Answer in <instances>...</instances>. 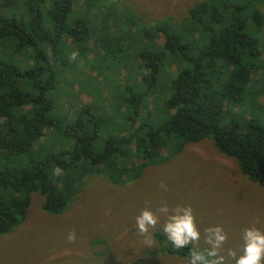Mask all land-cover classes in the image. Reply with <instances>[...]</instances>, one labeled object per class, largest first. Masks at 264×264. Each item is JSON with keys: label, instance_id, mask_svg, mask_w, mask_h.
<instances>
[{"label": "trees", "instance_id": "obj_1", "mask_svg": "<svg viewBox=\"0 0 264 264\" xmlns=\"http://www.w3.org/2000/svg\"><path fill=\"white\" fill-rule=\"evenodd\" d=\"M263 6L196 2L180 26L127 34L123 62V43L84 40L112 30L110 19L141 18L126 0H0V236L23 222L33 193L45 197V211L61 214L87 175L131 183L165 149L207 138L251 180H263L264 121L242 114L264 95ZM98 53L94 68H116L106 73L105 89L81 103L80 77L92 75L88 64ZM70 64L80 74L65 72ZM109 101L132 112L117 132L108 129ZM56 167L62 176L52 175ZM190 249L169 247L185 258Z\"/></svg>", "mask_w": 264, "mask_h": 264}, {"label": "rangeland", "instance_id": "obj_2", "mask_svg": "<svg viewBox=\"0 0 264 264\" xmlns=\"http://www.w3.org/2000/svg\"><path fill=\"white\" fill-rule=\"evenodd\" d=\"M126 1L141 18L110 19L112 30H97L94 36L84 40V43L93 44L96 39L106 36L117 46L123 43L120 47L127 51L119 56L123 62L132 45L127 34L138 37L146 30L158 32L161 25L180 26L188 17L189 8L202 0ZM125 6L122 4L123 13L128 10ZM262 10L264 12V6ZM262 33L264 35V28ZM84 52L85 47L81 46V54ZM101 59L102 55L98 53L94 62L88 64L92 75L83 73L80 77L77 97L81 103L90 97L96 98L99 90L105 89L106 73L116 68L103 62L102 70H97L94 65ZM78 64L83 71L85 58ZM72 71L79 73L78 65L74 68L70 64L65 72ZM259 75L262 76L263 71H259ZM101 101L97 100L100 104ZM97 102L94 103L96 106ZM104 110L114 118L109 130L117 132L128 126L125 119L132 113L129 109L121 112L119 104L109 101ZM251 113L264 121V95L254 108L245 106L242 110L244 118H249ZM144 114L145 110L143 118ZM161 157L159 163L146 167L139 179L124 185L114 184L120 181L102 176L87 175L82 187L72 190L73 200L61 214L45 211V197L33 193L23 222L14 231L0 236V264H187L185 257L169 251V247L174 248L162 231L167 215L161 214L157 227L150 229L151 248L144 244V237L133 227L135 217L142 209L147 206L155 212L162 203H167L170 210L178 205H191L201 232V251L209 247L204 242L207 227L222 226L227 232L228 242L221 254L228 248L239 253L244 228L255 224L264 230V179L251 180L235 159L220 153L212 139L188 143L179 152L170 147ZM161 182L167 185V191L160 188ZM73 229L77 239L75 243H69L66 236ZM111 231L114 233L112 237ZM229 264L234 262L229 260Z\"/></svg>", "mask_w": 264, "mask_h": 264}, {"label": "clouds", "instance_id": "obj_3", "mask_svg": "<svg viewBox=\"0 0 264 264\" xmlns=\"http://www.w3.org/2000/svg\"><path fill=\"white\" fill-rule=\"evenodd\" d=\"M77 52L71 54V59L75 60ZM52 175L60 177L63 170L56 167ZM160 188L168 190L167 185L161 182ZM171 211V214H169ZM161 214L167 215V220L162 226V231L167 240L175 250L193 247L188 251L187 264H229V260L234 264H264V230L253 224L242 230V246L239 253L231 248L221 254V250L228 242V234L222 226L207 227L204 229V242L209 246L204 251L199 250L201 232L197 227L196 218L191 205H178L174 209L169 208L167 203H162L155 212L145 207L135 217L133 227L137 234L144 237V244L148 247L153 246L150 229H155ZM258 223V221L256 222ZM69 243H75L77 234L75 229L66 236Z\"/></svg>", "mask_w": 264, "mask_h": 264}, {"label": "crops", "instance_id": "obj_4", "mask_svg": "<svg viewBox=\"0 0 264 264\" xmlns=\"http://www.w3.org/2000/svg\"><path fill=\"white\" fill-rule=\"evenodd\" d=\"M123 224H124V223H123ZM116 229H119V227L117 226ZM114 230H115V229H114ZM114 230H113V231H114ZM113 231L110 232V237H112V236L114 235ZM110 245H112V244H110ZM110 245H109V246H110ZM92 264H93V263H92ZM101 264H102V263H101ZM134 264H135V263H134Z\"/></svg>", "mask_w": 264, "mask_h": 264}]
</instances>
